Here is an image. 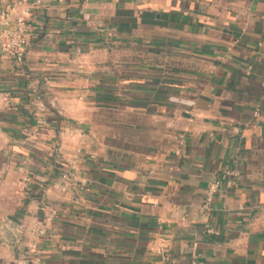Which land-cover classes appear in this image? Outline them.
<instances>
[{"label": "crops", "instance_id": "obj_1", "mask_svg": "<svg viewBox=\"0 0 264 264\" xmlns=\"http://www.w3.org/2000/svg\"><path fill=\"white\" fill-rule=\"evenodd\" d=\"M27 22L0 50V264H264V0H41Z\"/></svg>", "mask_w": 264, "mask_h": 264}, {"label": "built area", "instance_id": "obj_2", "mask_svg": "<svg viewBox=\"0 0 264 264\" xmlns=\"http://www.w3.org/2000/svg\"><path fill=\"white\" fill-rule=\"evenodd\" d=\"M64 1V0H58ZM41 0H34L33 2L26 4L24 6L23 13L21 15L15 16L14 18L9 17L8 13H5L3 19V26L0 28V50L4 54L10 56L22 51L26 48L28 44V34H29V23L27 18L31 16L32 9L35 5L39 4ZM21 0L17 1V4H21ZM9 91L0 88V110L4 109L8 105ZM179 142L182 144L184 142L183 135L179 136ZM225 173H231L229 170H225ZM66 176V174H63ZM29 177H24L19 182L21 188L25 187L26 182ZM221 183L220 178H216L211 181L207 187L205 193V207L209 208V202L212 196L218 191L219 185ZM208 231H214L211 226L207 227Z\"/></svg>", "mask_w": 264, "mask_h": 264}, {"label": "rangeland", "instance_id": "obj_3", "mask_svg": "<svg viewBox=\"0 0 264 264\" xmlns=\"http://www.w3.org/2000/svg\"><path fill=\"white\" fill-rule=\"evenodd\" d=\"M5 219H6V218H4V219H0V224H2V222H4Z\"/></svg>", "mask_w": 264, "mask_h": 264}]
</instances>
